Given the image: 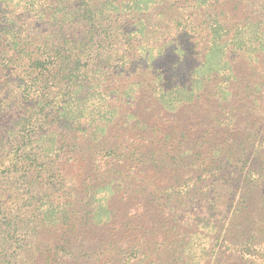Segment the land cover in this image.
Here are the masks:
<instances>
[{
	"label": "trees",
	"instance_id": "1",
	"mask_svg": "<svg viewBox=\"0 0 264 264\" xmlns=\"http://www.w3.org/2000/svg\"><path fill=\"white\" fill-rule=\"evenodd\" d=\"M0 264H264V0H0Z\"/></svg>",
	"mask_w": 264,
	"mask_h": 264
}]
</instances>
